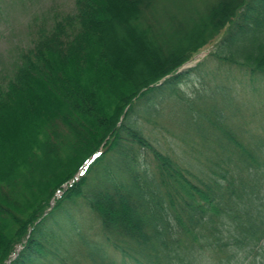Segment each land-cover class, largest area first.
I'll list each match as a JSON object with an SVG mask.
<instances>
[{
  "label": "trees",
  "instance_id": "16d2710c",
  "mask_svg": "<svg viewBox=\"0 0 264 264\" xmlns=\"http://www.w3.org/2000/svg\"><path fill=\"white\" fill-rule=\"evenodd\" d=\"M32 24L0 79V264H264V133L233 77L264 81V0H73ZM206 58L210 89L183 93Z\"/></svg>",
  "mask_w": 264,
  "mask_h": 264
},
{
  "label": "rangeland",
  "instance_id": "374dc122",
  "mask_svg": "<svg viewBox=\"0 0 264 264\" xmlns=\"http://www.w3.org/2000/svg\"><path fill=\"white\" fill-rule=\"evenodd\" d=\"M200 2V1H199ZM197 2L195 7L197 10H200V3ZM73 0H0V79L6 78V68L8 64L16 59L17 53L21 47H25L29 43V27L33 25L32 23L42 15H51L54 13H59L62 11L69 12L72 10ZM214 46H209L207 49L202 50L201 52L205 55H208L210 50H213ZM204 57H201L203 59ZM194 60V59H193ZM211 59L206 58L203 61L201 66L202 70H207L203 74L199 72H192L191 75L186 77L187 81L182 83L180 89L185 94H194L196 90L201 92L210 89L209 83L211 81ZM196 62L193 63V65ZM191 65V66H193ZM184 69L187 67H183ZM182 68V69H183ZM224 67L222 72L224 73ZM221 73V72H220ZM202 75V76H200ZM237 78V83H245L249 92H252L256 101L261 97H264V81L260 80L252 85H249L246 82V77L242 74L234 72L233 77ZM238 85V87H239ZM253 89V91H252ZM244 93L241 94L243 97ZM169 95H166L168 98ZM173 96V95H172ZM261 96V97H260ZM249 97V95H247ZM253 100V105H241L249 110L246 112V121L248 126L251 128V133H256V135H261L264 133V104H258ZM167 101V100H166ZM262 101V100H261ZM171 102H167L165 105H171ZM164 105V104H163ZM174 105V104H173ZM179 105V104H178ZM165 111V110H164ZM254 114V116H252ZM138 124H144L143 119L136 118ZM153 120L148 122L147 129L151 133V138L158 140V143H162L165 150L172 148L171 141L176 143H186L183 138L185 135H182L178 128L176 129L173 125V120L170 115L166 113L163 114V117L160 119ZM254 121V122H251ZM155 122V123H154ZM243 120L240 116L231 117L229 124L235 126L237 133H241V129H245ZM246 137V135H245ZM136 149V148H135ZM75 209L81 212L86 213V209L81 204H76L73 206ZM111 258H116L115 255L110 253ZM258 258L264 260V256L257 255Z\"/></svg>",
  "mask_w": 264,
  "mask_h": 264
},
{
  "label": "water",
  "instance_id": "95a60500",
  "mask_svg": "<svg viewBox=\"0 0 264 264\" xmlns=\"http://www.w3.org/2000/svg\"><path fill=\"white\" fill-rule=\"evenodd\" d=\"M201 57H204V53H202V52H200L199 54H197L195 57H194V60L193 61H190V62H187V63H185L183 66H182V68L183 67H190L191 65H193V63L194 62H197V61H199L200 59H201ZM195 65V64H194ZM96 155H94V156H92L82 167H81V169H80V172H78V174L77 175H79L80 173H82L83 171H84V169L87 167V165H88V163L90 162V161H92L93 159H94V157H95ZM20 248H17V250H19ZM15 255L16 254H14L13 255V257H15ZM9 262H7V264H8Z\"/></svg>",
  "mask_w": 264,
  "mask_h": 264
}]
</instances>
